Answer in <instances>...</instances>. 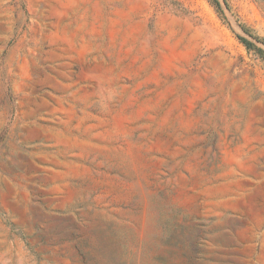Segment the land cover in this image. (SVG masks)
Here are the masks:
<instances>
[{"label": "rangeland", "instance_id": "obj_1", "mask_svg": "<svg viewBox=\"0 0 264 264\" xmlns=\"http://www.w3.org/2000/svg\"><path fill=\"white\" fill-rule=\"evenodd\" d=\"M0 264H264V0H0Z\"/></svg>", "mask_w": 264, "mask_h": 264}, {"label": "trees", "instance_id": "obj_2", "mask_svg": "<svg viewBox=\"0 0 264 264\" xmlns=\"http://www.w3.org/2000/svg\"><path fill=\"white\" fill-rule=\"evenodd\" d=\"M215 3H216V6L219 7V4H218L217 2H215ZM240 39H241V41H242L244 44H246L248 47L251 46L250 42H248L246 39H244V38H240Z\"/></svg>", "mask_w": 264, "mask_h": 264}]
</instances>
